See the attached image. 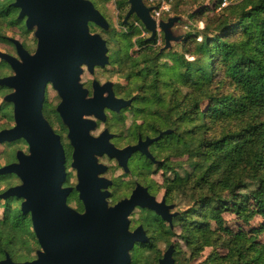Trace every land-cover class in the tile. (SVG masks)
Returning <instances> with one entry per match:
<instances>
[{"label": "trees", "instance_id": "trees-1", "mask_svg": "<svg viewBox=\"0 0 264 264\" xmlns=\"http://www.w3.org/2000/svg\"><path fill=\"white\" fill-rule=\"evenodd\" d=\"M187 1L176 0L172 5L177 8ZM221 1L197 0L191 17L203 28L195 25L182 35L180 54L172 52L173 46L155 49L158 37L152 41L147 30L148 37L140 36L135 15L125 22L128 0H116L127 31L112 33L110 23L108 32L93 24L90 28L112 35L107 39L110 65L136 84L138 95L131 107L138 104L135 117L149 123L145 133L173 132L157 143L155 155L164 160L158 169L170 174L163 186L168 200L179 197L191 204L177 216L187 248L186 254L181 252V264H187V255L196 258L207 248L212 253L203 264H264V241L258 240L264 234V0H243L217 11ZM14 2L0 0V47H12L9 38L13 36L30 35ZM165 59L173 61L162 64ZM5 68L10 66L1 61L0 78L7 75L2 72ZM10 91L0 86V98ZM118 92L127 93L121 86ZM11 110V103L0 104V130L12 118ZM13 144L6 143L5 153L14 158ZM182 157L187 160L172 161ZM77 202L82 211V203ZM11 207V202L4 205L1 222L7 231L0 232V260L6 254L15 262L34 260L39 244L30 216H17L20 209L9 213ZM225 215L245 224L256 218L262 222L251 236L235 234L222 225Z\"/></svg>", "mask_w": 264, "mask_h": 264}, {"label": "water", "instance_id": "water-1", "mask_svg": "<svg viewBox=\"0 0 264 264\" xmlns=\"http://www.w3.org/2000/svg\"><path fill=\"white\" fill-rule=\"evenodd\" d=\"M128 2L125 22L135 15L152 41L159 26L165 40L163 49L181 41L182 36L173 31L180 17L162 19L157 24L151 15L153 8L144 0ZM13 6L19 9L18 17L25 20L26 29L34 32L37 45L32 54L18 39L9 38L17 55L0 51V59L13 72L0 78V86L11 90L3 99L13 105L14 118L12 127L0 130V145L23 140L28 147V153L16 151V162L0 167V176L16 175L21 181L2 192L0 199H22L21 213L30 215L39 249L34 260L15 262L6 254L0 264H130L131 250L138 241V232L143 230L139 227L134 233L130 231V214L136 207L148 208L171 222L168 213L173 206H165L164 201L157 203L141 185L129 198L110 205L112 181L100 176L107 167L99 163V157L115 158L129 172L127 161L132 154L141 152L155 162L149 145L173 132L162 131L122 150L111 143L107 129L93 137L91 132L97 123L91 116L105 121L106 108L118 112L132 104L131 99L116 98L111 83L95 84L92 98H87V90L79 83L83 66L93 72L97 66L110 64L107 41L90 31L91 23L108 31V20L90 0H15ZM48 83L62 99L57 112L69 129L71 166L78 180L75 190L83 212L67 202L73 187H64L65 150L61 137L43 114ZM160 264H172L171 251Z\"/></svg>", "mask_w": 264, "mask_h": 264}, {"label": "flooded vegetation", "instance_id": "flooded-vegetation-1", "mask_svg": "<svg viewBox=\"0 0 264 264\" xmlns=\"http://www.w3.org/2000/svg\"><path fill=\"white\" fill-rule=\"evenodd\" d=\"M146 5L149 6L148 4ZM96 27L100 30H103L98 26ZM90 31L91 33H97L96 31H92L91 28H90ZM31 32L34 35V32L33 31ZM107 46L109 49L108 42H107ZM108 55H109V52H108ZM109 60H110V57H109ZM109 65H107L106 67H108ZM106 67L97 66L94 68L93 72H91L86 66H83V72L80 75L79 83L82 85L84 89L87 90L88 92L87 98H92L94 96V85L95 84H98L99 86H105L106 84L111 83L112 90L116 98L124 99V100H130V99L132 100V97H128L127 93H122V94L119 93L118 85L114 83L112 80L108 78L100 77V73L105 72ZM50 90H53V92H55L59 100L56 106L54 105L52 106V104H50L49 102ZM107 96H108V93H105L104 97H107ZM61 101L62 99L60 98L57 90L54 89L52 83H48L45 88V99L43 103V108H46V116L44 112L43 114L52 127H53L52 125L53 116L58 120V122H60L62 126V131H63L61 133L62 134L64 133L66 135L67 140L69 141V143L66 145L63 142L62 134H59L53 128L54 131L61 137V142L64 147L65 154H66L67 179H66V182L64 183V187H73L69 185V180H68V169L69 167L72 168L71 165L73 162V157H72L73 147L71 146L70 140L68 139V133H69L68 126L64 124L62 118L57 112V107L61 103ZM131 105L120 109V111L118 112L106 108L105 109V115H106L105 121L97 120L93 116H91L90 119L96 120V123H97L96 129L91 132V135L93 137H99L100 134L104 130L107 129L109 133L112 135V138L110 140L111 143L115 146V148L119 150L125 149L129 146L136 145L139 143L140 140L145 141L148 137L154 138L158 136L160 132H157L155 135H151V136L147 135L146 133H140V132L135 133L136 135L134 134V132L132 131V128L128 126V123H127L128 119L126 115L124 114L126 110L130 109ZM116 127H118L119 129L117 130ZM162 138L158 142H154L148 147V150L153 156L155 162L152 161L150 158H148L145 154H142L141 152H136L128 158L127 165H128L129 172H126L125 169L119 165V162L117 159L110 158L107 155H103L102 157H99V163L107 167L106 172L101 174L100 176L112 181V185L109 187V191L111 194H110V197L108 198V202L110 199L114 197L117 198L118 194L121 192V190H123L124 186L125 188H127V190L125 191L127 193L124 195V197L120 199L117 198L116 202L113 203L112 205L116 204L120 200L129 198L132 195L133 191L136 189L137 185H141L143 188L147 189L148 194L154 197L157 203H162L164 201L165 206H168V207L173 206V208L169 209V213H168V215H172L171 222L164 219V217L161 214H158L157 212L150 210L148 208L136 207L133 210V212L130 214L129 216L130 231L134 233L139 227L143 228L142 231L138 232V235H137L138 241L134 243V247L131 250V263L130 264H160L161 260L165 258L166 253L168 251H171L172 264H181V251L182 250L179 244L180 234L178 233V230L176 228L177 216L179 214V211L177 210L176 204L168 200V198L166 197V191H164V194H162V196L160 197L158 196L159 192L163 190L164 182H162L160 186L158 185L155 186L153 182L147 183L145 181L137 180L138 178H135L136 180H133V183H126L125 181L119 182L117 179L114 180L106 176L110 172L111 168L109 165L104 163L103 160L108 159V160H111L112 162H115L116 167L119 170H122L124 174L129 175L133 173L136 169L139 171L140 176H144L146 179L148 178V175L151 176L150 175L151 169H153L152 172L154 173L157 170V168L161 166L164 162V160L159 159V157L155 155V148L158 145L157 143H159L162 140ZM16 161L17 160L12 161L10 163H13ZM148 163H151V166H148ZM75 172H76V178H77V171L75 170ZM13 176L16 177V175H13ZM20 183L21 181L19 180L18 184ZM77 183H78V180H77ZM75 186L73 187V191L68 197L67 202L71 198V196L73 197L74 195H76L78 200L81 202V200L79 199V193L75 190ZM18 200L20 201V203H22V199H18ZM77 211L83 212L84 207L82 211L80 210H77Z\"/></svg>", "mask_w": 264, "mask_h": 264}, {"label": "rangeland", "instance_id": "rangeland-1", "mask_svg": "<svg viewBox=\"0 0 264 264\" xmlns=\"http://www.w3.org/2000/svg\"><path fill=\"white\" fill-rule=\"evenodd\" d=\"M90 1L93 4H95V7H97V9L103 15H105L108 18L109 23L112 25V30H113L112 33H114V32L120 33L121 31H124V32L127 31V28L122 26V18L124 16V14L121 11H119V9L117 8L116 0H109L108 2L102 1V0H90ZM149 1L150 0H144V2L146 4H148ZM199 1H201V0H199ZM202 1H205V0H202ZM241 1H243V0H241ZM241 1H239V2H241ZM206 2H207V0H206ZM171 6H172V9H170L171 11L164 13L163 20L167 21L169 18H173V17H180L181 18L180 22L178 24H176L173 28L175 35H181V36L185 35L187 32L194 30L193 28L195 25L199 26L200 28H203L202 23L194 22L193 18L191 17L198 8L197 0H189L185 3H180V4H178L177 8H176V5H174V6L171 5ZM139 21H135V24L137 22L140 24L141 21L140 22ZM135 24H134V26H135ZM137 29L140 30V32H141L140 36H142V37H148L149 36V34L146 32L145 29H143V28L139 29V27ZM29 32H30V35H27V36L17 35V36H13V38L18 39L20 42H25L29 46V49L32 50L31 53H33L36 49L37 41H36L33 33L31 31H29ZM96 32L102 34V36L106 40L107 39L109 40L110 37L112 36L111 34H109V35L104 34V33H102V31H99V30ZM105 32H107V31H105ZM161 35H162V31H159V33L157 35L158 41L156 44L153 45V47L157 50L161 47L164 48V46H165V40L163 41L161 39ZM136 40H137V38H135L133 40V42H135ZM172 46L174 48L172 52H175L177 54H180L182 52V47L179 45V43H173ZM138 47L139 46H136L135 49L137 50ZM0 51L6 52V53L11 54L13 56L17 55L14 45L12 47H10V46L0 47ZM111 58L113 59V56ZM167 60H169L170 64L173 61L171 59H165L161 63L163 64ZM1 61L2 60L0 59V63H1ZM117 70H118V67H113V66L109 65L108 67L105 68V72L100 73V77L108 78V79L112 80L114 83H116L118 85V87L121 86L122 89L125 88L127 93L129 91L133 90V93L131 96H132V98H137L138 92H137L136 84L134 83V81H133V83L131 82V84H130L129 81L126 79V77L120 75L117 72ZM2 72H5L7 74L5 76L13 74L11 68L10 69L5 68V69H3ZM2 77H4V76H2ZM148 83H150V82L148 81ZM10 92H7L5 95H7ZM4 96H3V98H4ZM3 98H0V104H2L4 102ZM58 101L59 100H58L55 92H53V90H50V93H49L50 104H52V106L53 105L56 106ZM138 106L139 105L137 104V106L130 107V109L126 110L124 113L128 119V122H127L128 126H130L132 128V131L134 132V134L138 133V132L145 133L146 131H148L150 129V127L148 125L149 123L146 121V119H144L142 116L135 117V112H136ZM11 112H12V118L9 121H6V120L4 121V123L6 124L5 128H10L14 125L13 105H12ZM44 114L46 116V113H44ZM52 125H53V128L59 134H62L61 133V132H63L62 126H61L60 122H58V120L54 116L52 118ZM5 128H3V129H5ZM116 129L118 130L119 128L116 127ZM156 133L157 132H154L153 135H155ZM62 137H63L62 138L63 142L67 145L69 143V141L67 140L66 135L64 133L62 134ZM13 143H14L13 147H11V148H12V150H15L14 158H16V151L17 150H23L26 153L28 152V147L25 146L24 144H22L20 140L15 141ZM7 144H9V143H7ZM7 148L8 147H7L6 143L0 145V167L7 165L8 159L13 158L12 156H8L7 153H5ZM159 159L163 160V157H160ZM186 160H187V157L172 159V161L175 163L185 162ZM103 162L106 163L107 165H109L111 168L110 172L106 176L111 178V179H114V180L117 179L119 182L125 181L126 183H133V180H136L135 178H138L137 180L145 181L147 183L153 182V184L155 186L156 185L160 186V184L162 182H164V179L167 176H170V174L166 175L164 170H160L157 168V170L154 173L152 172L153 169H151V171H150L151 176L148 175V178L145 179L144 176H140L139 171L136 169L133 173L128 175V174H124V172L122 170H119L116 167L115 162H112L111 160H108V159H104ZM186 169H187V167H186ZM179 172L184 173L183 171H179ZM68 180H69L70 186L74 187L77 184L76 172H75V170H73L70 167L68 169ZM18 183H19L18 178L13 176V175H1L0 176V194L2 192H4L5 190H7L8 188L15 186ZM126 190H127V188H125V186H124L123 190H121V192L118 194L117 198L118 199L123 198L124 195L127 193V192H125ZM164 191H165L164 189L162 191H160L158 196L159 197L162 196V194H164ZM117 198L114 197V198L110 199L109 200L110 204L112 205L113 203H115ZM77 199L78 198L76 195H74L73 197L71 196V198L68 200V204L72 208L79 210L80 208H79V204L77 202ZM8 202H11V204H12V207H11L12 209L9 213H11V212L15 213L18 209L21 210V203L18 199H15V198L2 199V200L0 199V232L3 234H5L7 231V225H6V223L3 224L1 222V220L4 216V205ZM174 203L176 204L177 210L179 212L188 210L189 207H191V204L186 199H180L179 197H176ZM19 214L22 215L20 211L16 215L18 216ZM22 216L24 217L25 215H22ZM9 218H11V216H9ZM261 222L262 221L259 218H256L252 222L245 224L242 221L238 220L234 215H225L221 221L222 225L225 228L233 231L235 234L244 233L248 236L252 235V230L254 228H257ZM176 228L178 230V233L181 234V231H182L181 227L179 225H177ZM179 238H180L179 244H180L181 250H182L181 252L183 254H186V252H187L186 243L182 239L181 236H179ZM258 240L264 241V234ZM176 242H177V240H176ZM218 252L223 253V250L219 249ZM211 253H212V249L207 248L196 258L191 259L190 256L187 255L186 262H187V264H203L204 262H206L208 260Z\"/></svg>", "mask_w": 264, "mask_h": 264}, {"label": "built area", "instance_id": "built-area-1", "mask_svg": "<svg viewBox=\"0 0 264 264\" xmlns=\"http://www.w3.org/2000/svg\"><path fill=\"white\" fill-rule=\"evenodd\" d=\"M175 1L176 0H150L149 1L148 5L153 8L151 15L156 20L157 24L160 22V20L163 19L164 13L170 11L172 3ZM239 1H241V0H222L217 11L221 10L224 7H227L230 4L237 3ZM140 24L137 22L135 24V27L136 28L139 27V29H142V28L145 29L141 22H140ZM157 31H158V33H159V31H161L159 26H158Z\"/></svg>", "mask_w": 264, "mask_h": 264}]
</instances>
